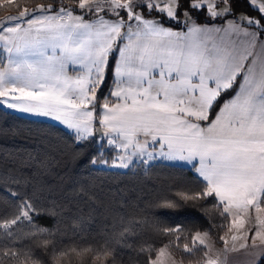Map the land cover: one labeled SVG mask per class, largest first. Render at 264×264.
Returning a JSON list of instances; mask_svg holds the SVG:
<instances>
[{
    "label": "snow or ice",
    "instance_id": "obj_1",
    "mask_svg": "<svg viewBox=\"0 0 264 264\" xmlns=\"http://www.w3.org/2000/svg\"><path fill=\"white\" fill-rule=\"evenodd\" d=\"M245 2L257 18L237 15L240 0H217L211 10L206 0H79V12L61 6L41 8V14L25 8L0 24V58L6 59L0 108L50 118L75 145L95 144L90 154H73L92 167L129 169L137 158L145 166L198 161L203 195L218 198L225 213L251 205L261 211L264 0ZM217 22L220 27L208 26ZM9 134L18 132L0 125V137ZM37 163L43 175L47 165ZM19 179L30 184L32 178ZM30 199L6 226L32 221L40 209ZM49 199L44 212L53 216L73 208L114 211L86 183L69 184ZM196 199L161 197L146 210L180 213ZM38 246L47 248L48 241ZM35 264H42L39 257Z\"/></svg>",
    "mask_w": 264,
    "mask_h": 264
},
{
    "label": "trees",
    "instance_id": "obj_2",
    "mask_svg": "<svg viewBox=\"0 0 264 264\" xmlns=\"http://www.w3.org/2000/svg\"><path fill=\"white\" fill-rule=\"evenodd\" d=\"M78 3L79 0H0V18L25 8L78 9ZM235 8L237 15H260L245 0ZM200 19H204L203 14ZM106 94L107 91L102 95ZM0 125L18 132L15 138L11 134L0 137V264H35L36 257L42 264H149L163 247L185 263H202L207 250L196 242L195 235L208 231L222 240L229 228L230 216L223 211L219 199L203 195L206 182L196 171V163L160 161L145 166L138 162L126 170L92 167L81 164L73 154H90L96 145H75L59 125L4 108H0ZM38 161L47 165L43 175ZM25 165L31 168L26 171ZM29 176L30 184L27 179H19ZM79 183H86L101 197L103 205L114 211L108 214L73 208L55 216L44 212L45 206L53 203L50 196L54 198L58 190ZM181 193L197 197L195 207L189 205L180 213L164 216L146 210L150 200ZM29 197L40 211L32 221L21 218L17 224L6 226L18 214L22 200ZM260 205L264 208V195ZM45 241L47 248L38 246ZM258 264H264V257Z\"/></svg>",
    "mask_w": 264,
    "mask_h": 264
},
{
    "label": "rangeland",
    "instance_id": "obj_3",
    "mask_svg": "<svg viewBox=\"0 0 264 264\" xmlns=\"http://www.w3.org/2000/svg\"><path fill=\"white\" fill-rule=\"evenodd\" d=\"M155 2L156 3H162V0H155ZM194 2H196V1H194ZM215 2H217V0H206V3L209 5V10H211V7H210L211 4L215 3ZM258 2H260V0H258ZM49 7H52V6L38 7L36 9H27V8L26 9L28 10L29 13L35 12L37 14H41L39 11L41 8L47 9ZM58 8H60V7H58ZM66 8L69 10L72 9L71 7H66ZM76 10H77V12H79L78 9H76ZM19 12L7 13L4 17L0 18V24H3L11 16H19ZM145 15H147V13H145ZM152 17L158 18V17H156L155 12L152 13ZM183 19H184V17L181 16L182 21H183ZM228 21L231 22L232 18L229 17ZM260 37H261L260 41H264V35L260 36ZM4 64H6V59L0 58V67H2ZM74 71H75V69L73 71H71L69 74L70 75L74 74ZM6 110L13 112L17 115L30 118V119L51 122L53 124L61 126L60 124H58L57 122H55L54 120H52L50 118L37 117V116H33V115L23 114V113H19V112L9 110V109H6ZM138 162H140L139 158H137V160H136V163H138ZM156 162H160V161H155L152 163H156ZM132 166H130V167H132ZM109 167L115 168V169H122V168L111 167V166H109ZM123 170H126V169H123ZM240 214L242 215V213H240ZM230 215H231L230 225H229V228H228L226 234L222 237V240H217L208 231L199 232V238H197L195 240L198 244H200L206 248V250H207L206 258L202 263H192V264H208L209 261H214L215 264H226V262H225L226 261L225 257L227 256L226 253L230 248V243L228 242V238L232 232L240 231V229H242V228L243 229L241 230V234L239 235L238 241H240L241 247L250 246L251 245L250 242H258L257 245H254V243H252L254 245L253 251L255 253H257V256H258V261L256 263V264H258V262L260 261V258L262 256H264V252H263L264 250L261 251V245H262V243H264V230H262L263 234H261L256 229L258 226L259 227L262 226L261 221L256 218L257 217V210H255V212H246L245 213L244 218L240 219V221H243L242 227L240 226L239 218L236 219L237 217L235 215H232V214H230ZM245 226H249L250 229L245 231V229H244ZM250 230H253V232ZM197 234L195 235V237H197ZM201 239L204 240L203 244L200 243ZM242 260H245V258L242 256H235V257L230 258L229 264H239L240 262H242ZM149 264H188V263H185L184 261L180 260L179 258L174 256L167 248L163 247L160 249L157 256L154 259L150 260Z\"/></svg>",
    "mask_w": 264,
    "mask_h": 264
},
{
    "label": "crops",
    "instance_id": "obj_4",
    "mask_svg": "<svg viewBox=\"0 0 264 264\" xmlns=\"http://www.w3.org/2000/svg\"><path fill=\"white\" fill-rule=\"evenodd\" d=\"M227 23H231V22L228 21ZM227 23L225 24V26H227ZM208 26L209 27H220V23L217 22L216 24L208 25ZM177 27H181V26L180 25L173 26L174 29L177 28ZM248 31H254V29L249 28ZM236 38L237 37H232V39H236ZM258 39L259 40L261 39L260 35H258ZM169 163H173V162H169ZM175 163L191 165V164L186 163V162H175ZM193 163H196L198 165V167H199L198 161L193 162ZM262 197H263V195L261 196V199H262ZM261 199L259 200V203L261 202ZM260 207H261L262 210L261 211H257V217L256 218L258 220H260V221H264V208L261 205H260ZM255 210H256L255 205L248 206L246 209H237V208L233 207L228 212V214H229L230 218H231L230 214L235 215L237 217L236 219L239 218V221H240V219L244 218V215H245L246 212H255ZM240 213H242V215ZM261 224H262V226L261 227L258 226L259 228L257 227L256 229L261 234H263L262 230H264V226H263L264 223H261ZM242 229H240V231L232 232L231 235L228 238V242L230 243V248H229V250L226 253V255H227L225 257L226 258V261H225L226 264H229L230 258L235 257V256H242V257L245 258V260H242V262H240L239 264H256L257 261H258L257 253H255L253 251L254 245H257L258 242H250L251 243L250 246L241 247L240 241H238V239H239V235L241 234V230ZM244 229H245V231H247V230L250 229V227L249 226H245ZM250 231L253 232V230H250ZM233 237H236V239L233 240ZM252 243H254V245ZM262 250H264V243H262V245H261V251ZM262 257H264V256H262Z\"/></svg>",
    "mask_w": 264,
    "mask_h": 264
}]
</instances>
